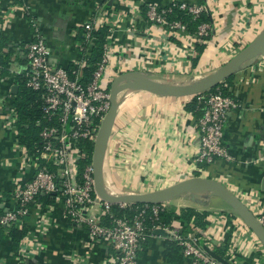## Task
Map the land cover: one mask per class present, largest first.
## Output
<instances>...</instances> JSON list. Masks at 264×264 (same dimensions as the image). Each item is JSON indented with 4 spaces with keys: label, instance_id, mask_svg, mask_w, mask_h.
Listing matches in <instances>:
<instances>
[{
    "label": "crops",
    "instance_id": "0c3cea01",
    "mask_svg": "<svg viewBox=\"0 0 264 264\" xmlns=\"http://www.w3.org/2000/svg\"><path fill=\"white\" fill-rule=\"evenodd\" d=\"M181 2L204 4L211 18L210 37L200 55L193 41L191 47L177 32L150 25L144 18L148 5L162 8ZM26 14L39 22L42 37L52 49V64L63 68L79 59L78 28L90 21L98 28L107 26L110 53L105 82L109 89L116 76L128 71L168 84L186 82L189 76H208L264 27V0H0V37L10 53L9 77L0 73L1 213L13 208L12 193L35 172L9 124L11 90L26 64L25 45L31 40ZM225 81L224 89L237 103L223 125V144L230 159H215L204 167L196 162L199 118L185 107L192 97H162L135 90L120 93L103 166L107 190L112 194L147 193L205 177L220 181L256 217L264 216V54L243 64ZM37 205L30 211L27 240L21 241L16 254L8 242L3 243L0 264H107L113 258L108 244L92 241L85 228L67 219L58 198L44 209ZM164 206L176 216L185 207L206 212L209 225L196 229L197 234L216 255V250L223 249L227 264H264L263 246L220 198L182 194ZM100 210L99 206L92 208L93 215ZM171 226L180 231L182 222L177 217ZM169 252L166 237L152 234L139 250L137 264H195Z\"/></svg>",
    "mask_w": 264,
    "mask_h": 264
},
{
    "label": "built area",
    "instance_id": "2783aa9c",
    "mask_svg": "<svg viewBox=\"0 0 264 264\" xmlns=\"http://www.w3.org/2000/svg\"><path fill=\"white\" fill-rule=\"evenodd\" d=\"M173 7L186 11L194 19L202 13H208L204 4L181 2L162 8L151 4L146 7L144 18L150 25L167 28L170 33L177 32L178 36L190 41L191 47L192 41L195 43L210 34L209 23L200 24L195 36H191L181 22L168 21L167 16ZM25 18L31 30V40L25 45L26 64L18 74H23L28 89L40 93L46 125L40 130L41 149L35 155H28L26 148L18 144L25 159L32 162L35 172L30 180L19 184L12 193L14 206L0 216V226L18 222L21 217L31 213L30 204L36 207L35 201L39 195L55 192L71 223L85 228L92 241L110 246L113 258L107 264H137L139 250L152 237L151 231L155 229H163L177 243L182 258L195 264H221L205 252L196 228L182 234L177 228L157 224L159 213L165 209L164 204L144 205L130 217L118 218L111 212L112 205L96 196L93 189V151L90 155L78 147V143L86 141L94 145L100 124L110 106L109 89L101 84L108 69L110 46L107 42L103 46L102 58L96 64L91 81L83 84L82 69L94 42L91 34L98 29L95 22H86L82 26L83 38L76 45L80 56L72 62L76 67L70 72L67 68L52 64V49L42 37L39 22L28 15ZM239 44L243 45L241 41ZM197 103L202 105V114L198 119L200 144L197 164L204 167L211 165L215 159L229 160L223 144V125L227 114L237 108V103L231 96L225 95L220 87L206 95H199ZM16 120L12 108L9 124L15 135ZM38 161L43 164L39 165ZM81 161L88 163L79 173ZM47 164L55 169L50 170ZM95 206L101 210L99 214L93 215L92 208ZM103 216L109 219L106 225L100 223L99 219ZM147 218L152 223L156 222L151 231L145 225ZM257 219L264 228V216H257ZM26 237L23 242L27 240ZM230 254H233L232 250Z\"/></svg>",
    "mask_w": 264,
    "mask_h": 264
},
{
    "label": "water",
    "instance_id": "95a60500",
    "mask_svg": "<svg viewBox=\"0 0 264 264\" xmlns=\"http://www.w3.org/2000/svg\"><path fill=\"white\" fill-rule=\"evenodd\" d=\"M264 54V27L255 38L233 55L226 63L218 67L208 76L186 85L174 86L163 84L148 78L141 72L128 71L114 78L109 87V109L104 116L94 145L92 153L93 189L96 196L109 205H158L171 201L172 199L187 194L195 197L207 195L223 200L232 211L241 219L244 225L253 233L264 248V228L257 217L220 181L205 178L192 177L161 190L147 193L112 194L103 182V166L106 156L108 142L112 133L119 105L118 95L127 90L145 91L156 96L184 98L194 97L206 93L217 87L226 79L234 75L243 64ZM17 92V87H12L11 94ZM60 191V190H59ZM51 196H56L53 192ZM7 212V210L5 211ZM154 235L167 237L163 229H155ZM205 252L221 264H227L209 248L204 247Z\"/></svg>",
    "mask_w": 264,
    "mask_h": 264
},
{
    "label": "trees",
    "instance_id": "16d2710c",
    "mask_svg": "<svg viewBox=\"0 0 264 264\" xmlns=\"http://www.w3.org/2000/svg\"><path fill=\"white\" fill-rule=\"evenodd\" d=\"M202 4V3H197ZM146 8L143 9V13L145 14ZM168 21H179L185 25L187 32L191 36H195L197 32V28L202 23H211V18L209 13H202L197 18H193L186 11L180 10L178 7H173L171 13L167 16ZM84 30L83 28H78L76 30V41H82ZM109 33V28L107 26L99 27L97 30L93 31L91 35L94 37V42L92 49L90 51V56L86 61L85 67L82 69V78L81 82L86 84L91 81L92 74L96 69V64L101 60L103 54V46L107 42V36ZM210 34L207 37H202L198 41L195 42L194 48L197 55L203 53L206 42L209 40ZM198 57L193 59V66L197 64ZM10 62V53L5 51V43L3 39L0 37V73L1 77H9V69L8 65ZM76 66L73 63H70L66 68L68 71L74 70ZM229 80H227L228 82ZM226 82V81H225ZM15 83L17 86V92L11 97L12 99V107L16 113V139L20 146L26 148L28 155L32 156L36 154V151L41 149V141L39 138L40 130L44 125H46L43 120L42 113V101L39 92L32 91L25 86V80L23 78V74H18L15 78ZM224 84L221 83L215 88H221L225 95H228L226 89H224ZM215 88L207 91L204 95L211 93L215 90ZM202 95V94H201ZM199 96V95H198ZM194 96L191 98V101L186 104V108L188 111L192 112L194 116L200 118L202 114V105L197 103V97ZM78 147L86 151L91 155L93 151V144L90 142L82 141L78 143ZM88 162L81 161L78 165V171L81 173L82 169ZM39 165H42V161H38ZM50 170H54V166L51 164H47ZM56 197L51 195H39L35 201L36 204L42 206L44 209L46 206L53 205ZM33 203L30 204L29 208L33 209ZM144 205L140 204H131L126 206L120 205H112L110 206L111 212L115 217H130L137 208H141ZM5 213V212H4ZM4 213H1L0 216ZM182 222V227L180 232L182 234L188 233L191 231L190 228L196 229H204L207 225H209L208 214L206 212L200 213L194 208L185 207L180 209L179 215L169 212L164 209L158 215V222L162 226H171L172 221L177 218ZM30 214H27L19 219L18 222L12 223L5 226H0V249L3 246V243L8 242L10 246V250L12 253L16 254L19 251L21 241L28 234V222H29ZM100 223L103 225L108 224V217L103 216L100 219ZM156 224V222H151L148 218L145 220V225L151 231L152 227ZM153 230L151 231L152 234ZM148 242V241H147ZM146 242V243H147ZM145 243V244H146ZM144 246V245H143ZM166 246L167 252H172L178 258H181L180 248L176 242L172 241L169 236L166 237ZM169 252V253H170ZM219 257L222 259H226L224 256V250H216L215 251Z\"/></svg>",
    "mask_w": 264,
    "mask_h": 264
},
{
    "label": "rangeland",
    "instance_id": "374dc122",
    "mask_svg": "<svg viewBox=\"0 0 264 264\" xmlns=\"http://www.w3.org/2000/svg\"><path fill=\"white\" fill-rule=\"evenodd\" d=\"M144 74V73H143ZM144 75H146L148 78H150L147 74H144ZM150 79H152V78H150ZM200 79H202V78H193V76H189V77H187V79H186V82L185 81H183L182 83L184 84H188V83H192V82H195V81H197V80H200ZM175 82V81H174ZM101 84L104 86V87H106V82H105V77L104 78H102V80H101ZM122 100H123V98H122ZM107 186H108V188H111L112 187V185H111V183H109V181H107ZM119 194V193H118Z\"/></svg>",
    "mask_w": 264,
    "mask_h": 264
},
{
    "label": "bare ground",
    "instance_id": "6f19581e",
    "mask_svg": "<svg viewBox=\"0 0 264 264\" xmlns=\"http://www.w3.org/2000/svg\"><path fill=\"white\" fill-rule=\"evenodd\" d=\"M156 81H158V80H156ZM158 82H160V83H163V84H168V83H165V82H162V81H158ZM185 84V83H184ZM169 85H174V86H181V85H183V83L182 82H172V84H169ZM110 192V191H109ZM111 193V192H110Z\"/></svg>",
    "mask_w": 264,
    "mask_h": 264
}]
</instances>
